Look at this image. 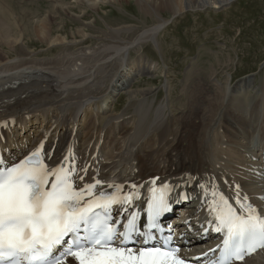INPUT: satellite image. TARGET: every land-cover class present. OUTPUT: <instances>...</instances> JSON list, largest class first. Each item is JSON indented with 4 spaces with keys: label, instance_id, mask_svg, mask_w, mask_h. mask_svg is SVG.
I'll use <instances>...</instances> for the list:
<instances>
[{
    "label": "bare ground",
    "instance_id": "bare-ground-1",
    "mask_svg": "<svg viewBox=\"0 0 264 264\" xmlns=\"http://www.w3.org/2000/svg\"><path fill=\"white\" fill-rule=\"evenodd\" d=\"M62 1L54 0L51 12L33 17L32 22L41 43L49 48L64 47V53L53 59L37 60L28 54L31 52L27 51L26 40L31 31L25 29L19 17L17 26H10L3 12L0 24L1 141L13 148L12 141L20 140L21 146L26 142L31 149L43 143L47 159L53 156L54 160L65 156L71 144L77 153L79 176H83L84 166L100 169L99 173L90 171L88 174L87 179L94 181L114 179L126 188L148 186L154 178L158 184H180L183 192L196 200L188 209H183L181 219L174 220L177 225L198 214L199 203L205 213L201 216L204 221L210 218L209 210L214 204L226 209L221 197L228 198V203L239 213L248 215L251 207L253 214L264 216V144L258 142L264 141V128L261 136L252 135L251 140L257 142L241 144L247 139L246 129L264 120L256 103L258 94L264 90L257 89L252 104H243L240 110V102L237 109L231 107L239 95L234 88L242 85L241 92H245L243 83L251 86V79H243L226 89L224 98L219 82L210 94L192 92L198 104L189 107L177 119L173 118L174 112L168 105L156 108L150 103L151 108L148 106L150 101L146 96L151 89L131 90V82L138 75L154 72L150 63L140 56L134 62L130 60L131 46L159 42L170 17L174 16L175 20V16L185 11L224 8L234 0H133L143 16L142 28L131 22L132 26L118 28L108 25L102 28L96 20L87 22L89 14L120 0H74L71 3L74 6ZM2 7L9 9L0 0V11ZM55 11H61L57 13L59 19L66 14L75 20L78 28L71 32L64 26L56 28ZM14 28L20 29L19 36L13 33L18 30ZM2 45L7 47L6 53L16 54L18 58L5 57ZM124 91L140 109L132 114L117 115L114 111L118 108L114 106L112 110L113 100L117 92ZM217 108L221 121L213 117ZM162 119H168L166 127L155 128L156 122ZM225 137L233 140V144L228 145L230 149ZM203 187H207L206 192ZM192 224L197 229V222ZM212 246L214 244L208 248ZM195 247L192 253L184 250L176 255L184 264H195L191 257L208 250L201 244ZM130 248L138 252L146 247ZM61 264L73 263L66 258ZM237 264H264V250Z\"/></svg>",
    "mask_w": 264,
    "mask_h": 264
},
{
    "label": "rangeland",
    "instance_id": "rangeland-1",
    "mask_svg": "<svg viewBox=\"0 0 264 264\" xmlns=\"http://www.w3.org/2000/svg\"><path fill=\"white\" fill-rule=\"evenodd\" d=\"M1 1L6 3L9 9L2 7L0 24H2L4 12V17L9 18L10 26H17L16 18L19 17L22 19L25 29L31 31L26 40L27 51L31 52L28 54L37 60H44L59 57L61 53H64V47L49 48L46 44L41 43L39 37L35 35V26L32 23L33 17L49 14L53 10L54 0ZM62 2L74 6L71 4L74 0H63ZM86 2L88 3V1ZM90 2L93 1L90 0ZM135 2L120 0L112 5L100 7L101 9L97 12H92L87 16V22L96 20L98 24L100 23L98 26L102 28L107 25L114 28L132 25L142 28L143 16L140 7ZM59 12L61 11L54 13L56 28L64 26L68 32L78 28L75 20L65 13L62 19L57 18ZM164 15L168 16V14ZM175 18V20L174 16L168 18L169 24L161 32L159 42H147L130 47L131 52L128 56L130 60L134 62L140 56L146 63H150L149 66L154 71L151 74L138 75L131 82V90L151 89L150 94L146 96L147 101H150L148 106L151 108L150 103L156 108L168 105V108L174 112L173 118L177 119L182 112L198 104L197 98L192 92H200L202 95L210 94L217 87L216 84L220 82L221 90L224 91V93L221 91V97L224 98L226 89L233 88L243 79L250 78L253 85L249 86L247 82L243 83L245 92H241L242 85L234 88L239 95L231 107L237 109L236 105L240 102L241 110L243 104H252L256 90H264V0H234L224 8L185 11ZM61 22L63 25H60ZM13 33L19 36L20 29ZM93 42L99 43L97 40ZM1 48L5 57L9 56V60L18 58L16 54L6 53L8 50L6 46L2 45ZM59 65L63 66L62 63ZM253 86H256L255 90H253ZM256 103L259 104V111L263 116L264 91L258 94ZM225 105L230 106L227 103ZM114 106L118 108L114 111L117 115L126 112L132 114L139 108L138 105L132 103L130 96H127L125 91L124 93L117 92L112 110ZM145 109L148 111L147 108ZM219 112L220 109L217 108L213 117L216 116L221 121L222 115ZM152 117L155 120L156 114L154 113ZM167 123L168 119L157 121L155 128L164 129ZM263 128L264 120H258L248 127L246 129L247 139L242 140L241 144L248 145L251 141L257 142L251 140V137L254 134L261 136ZM224 141L227 147L233 144L230 137H225ZM258 142L264 144L263 140ZM214 145L215 143L212 142V146ZM137 147L139 148V146ZM137 147L135 151L138 150ZM228 149L230 148L228 147ZM72 262L77 264L74 259Z\"/></svg>",
    "mask_w": 264,
    "mask_h": 264
},
{
    "label": "snow or ice",
    "instance_id": "snow-or-ice-1",
    "mask_svg": "<svg viewBox=\"0 0 264 264\" xmlns=\"http://www.w3.org/2000/svg\"><path fill=\"white\" fill-rule=\"evenodd\" d=\"M75 174L73 168L64 166L47 168L39 152L23 164L9 168L0 165V264H58L59 252L73 257L77 264H184L176 250L167 245L141 248L138 252L129 247L142 226L138 228L135 214L117 225L109 210L111 205H131L138 198L135 194L81 206L84 193H91L101 182L78 189L72 180ZM79 179L83 180V176ZM168 190V185H162L151 197L154 228L161 215L171 211L165 198ZM221 200L227 213H215V204L209 211L215 213V231L224 234L225 255L235 246V257L243 259L242 252L251 254L257 247H264V216L254 215L251 207L247 217L238 215L228 198ZM96 209H103V219ZM216 264L226 261L222 258Z\"/></svg>",
    "mask_w": 264,
    "mask_h": 264
}]
</instances>
